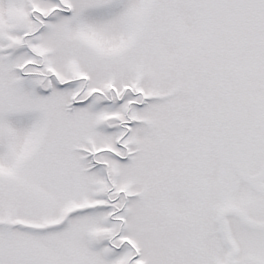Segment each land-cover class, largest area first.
Instances as JSON below:
<instances>
[{"label": "snow or ice", "instance_id": "6c2138e0", "mask_svg": "<svg viewBox=\"0 0 264 264\" xmlns=\"http://www.w3.org/2000/svg\"><path fill=\"white\" fill-rule=\"evenodd\" d=\"M0 264H264V0H0Z\"/></svg>", "mask_w": 264, "mask_h": 264}]
</instances>
